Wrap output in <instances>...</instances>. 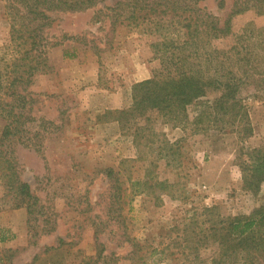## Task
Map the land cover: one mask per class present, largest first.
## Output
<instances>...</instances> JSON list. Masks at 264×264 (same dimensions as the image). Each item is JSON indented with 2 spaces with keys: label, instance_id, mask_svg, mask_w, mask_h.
<instances>
[{
  "label": "rangeland",
  "instance_id": "374dc122",
  "mask_svg": "<svg viewBox=\"0 0 264 264\" xmlns=\"http://www.w3.org/2000/svg\"><path fill=\"white\" fill-rule=\"evenodd\" d=\"M9 1L0 0L1 63L13 55ZM246 1L205 0L200 6L224 19ZM118 3L129 14L127 5L135 0H104L95 9L56 19L46 33L51 43L64 33H79L84 40L48 49L50 69L36 72L26 92L19 91L26 96L18 104L25 105V119L7 149L35 199L31 213L25 202L14 206L0 181V231L7 238L0 252L11 250L10 260L0 258L13 264H102L94 263L101 244L107 255L122 258L135 250L128 238L145 246L148 264H245L238 257L241 249L228 257L227 228L231 219L248 220L264 206V183L245 187L241 168L249 151L264 147V86L245 99L254 134L242 142L235 134H194L156 116L146 122L122 115L132 106L133 85L159 67L152 48L155 21L177 18L137 7L141 22L94 23V10ZM15 8L23 11L21 5ZM233 22L235 31L247 24L264 27V0L261 10L250 9ZM6 123L0 117V138ZM169 144L177 155L159 156ZM145 175L149 183L142 192L143 186L133 183ZM157 180L171 187L160 191ZM119 191L124 227L115 199Z\"/></svg>",
  "mask_w": 264,
  "mask_h": 264
},
{
  "label": "trees",
  "instance_id": "16d2710c",
  "mask_svg": "<svg viewBox=\"0 0 264 264\" xmlns=\"http://www.w3.org/2000/svg\"><path fill=\"white\" fill-rule=\"evenodd\" d=\"M103 1H9L10 6L14 7L13 12L7 13L11 20L8 48L13 55L4 63L0 60V117L7 121L0 138V181L7 193L12 195L14 206L25 202L30 213L34 204L31 202L35 197L29 184L20 180L13 151L7 149L10 138L17 135L19 125L25 119V105L20 108L18 104L26 96L20 92H26L36 72L45 73L50 69L48 49L62 45L64 41L84 40L79 37V33L71 36L64 33L61 39L58 37L51 43L46 33L56 19L68 13L95 9ZM203 1L155 0L150 5L146 0H135L133 5H127L130 15L123 10L121 12V3H118L107 11L101 8L94 10L93 20L98 24L107 19L111 26L131 20L141 22L144 17L138 15L137 7L139 11H147L146 14L157 15L159 10V16L162 17L174 14L176 22L172 19L170 23L155 21L156 40L152 48L159 67L153 71L150 79L133 85L132 106L121 114H130L146 122L150 121L151 116H156L165 125L181 127L183 130L190 127L194 134H235L242 142L254 134L245 99L252 90L257 91L264 86V27L247 24L235 31L236 24L233 21L250 9L261 10L263 0H247L245 5L240 6L235 4L224 19L206 12L205 7L200 6ZM15 5H21L23 11L16 9ZM65 55L74 57L75 53L66 51ZM140 129L144 131L142 127ZM173 149L174 144H169L162 148L163 152L159 156L167 158L177 155L175 150L178 149ZM247 155L248 162L241 168L244 186L251 189L253 185L258 187L264 183V147L253 149ZM145 177L133 183L142 185V192H145L149 183L148 175ZM155 185L160 191H167L171 187L166 180H157ZM115 199L118 203L119 224L124 227L125 218L120 214L121 200L124 199L122 191L115 195ZM4 233L6 231H0V243L7 240ZM227 233L231 242L226 248L230 249L228 257L237 256L241 249L238 257L245 264L264 262V206L248 220L231 219ZM125 242L132 243L135 250L120 258L115 252L107 255L105 246L101 244L94 263L148 264L145 246L128 238ZM10 251H4L5 254L0 252L6 261L10 260L11 256L7 255ZM216 263L219 264V261ZM0 264L13 263H4L0 258Z\"/></svg>",
  "mask_w": 264,
  "mask_h": 264
}]
</instances>
